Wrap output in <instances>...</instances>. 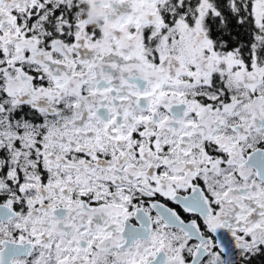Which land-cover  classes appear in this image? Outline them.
<instances>
[{
  "label": "snow or ice",
  "instance_id": "snow-or-ice-1",
  "mask_svg": "<svg viewBox=\"0 0 264 264\" xmlns=\"http://www.w3.org/2000/svg\"><path fill=\"white\" fill-rule=\"evenodd\" d=\"M0 264H264V0H0Z\"/></svg>",
  "mask_w": 264,
  "mask_h": 264
}]
</instances>
